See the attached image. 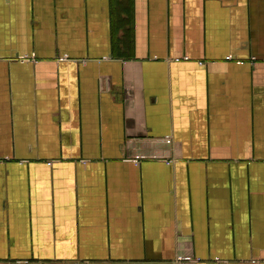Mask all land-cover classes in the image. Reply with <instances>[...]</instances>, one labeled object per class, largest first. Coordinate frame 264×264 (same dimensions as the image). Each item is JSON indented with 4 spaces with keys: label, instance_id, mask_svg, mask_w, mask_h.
Instances as JSON below:
<instances>
[{
    "label": "crops",
    "instance_id": "crops-1",
    "mask_svg": "<svg viewBox=\"0 0 264 264\" xmlns=\"http://www.w3.org/2000/svg\"><path fill=\"white\" fill-rule=\"evenodd\" d=\"M0 264H264V0H0Z\"/></svg>",
    "mask_w": 264,
    "mask_h": 264
},
{
    "label": "built area",
    "instance_id": "built-area-1",
    "mask_svg": "<svg viewBox=\"0 0 264 264\" xmlns=\"http://www.w3.org/2000/svg\"><path fill=\"white\" fill-rule=\"evenodd\" d=\"M65 58L67 57V56H64ZM228 59H232V57L230 56ZM253 60H255V58H252ZM51 164V163H50ZM49 164V165H50ZM191 261V260H190Z\"/></svg>",
    "mask_w": 264,
    "mask_h": 264
}]
</instances>
